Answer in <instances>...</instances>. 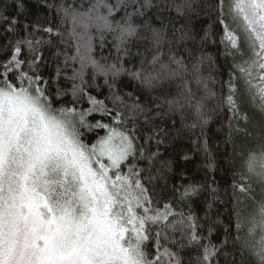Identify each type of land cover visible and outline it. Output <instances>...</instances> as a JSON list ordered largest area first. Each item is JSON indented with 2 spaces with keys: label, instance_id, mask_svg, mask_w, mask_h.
I'll return each mask as SVG.
<instances>
[{
  "label": "snow or ice",
  "instance_id": "obj_1",
  "mask_svg": "<svg viewBox=\"0 0 264 264\" xmlns=\"http://www.w3.org/2000/svg\"><path fill=\"white\" fill-rule=\"evenodd\" d=\"M43 5L58 22L23 36L25 0L0 12V264H264V0ZM217 34L222 81L204 74ZM221 115L232 179L207 185L201 216L205 186L169 188L157 167L159 125L179 117L215 171Z\"/></svg>",
  "mask_w": 264,
  "mask_h": 264
},
{
  "label": "trees",
  "instance_id": "obj_2",
  "mask_svg": "<svg viewBox=\"0 0 264 264\" xmlns=\"http://www.w3.org/2000/svg\"><path fill=\"white\" fill-rule=\"evenodd\" d=\"M53 0H48V3H52ZM0 12H3L9 17L17 16L18 10L15 7V0H0ZM173 15H175L173 13ZM20 21L17 31L20 36L24 35V24L39 23L44 26H48L49 22H58L55 17L54 10L49 12L48 8L43 5V0H25V10L18 15ZM186 24V27H190L194 34L199 36L203 35L204 30L208 28L211 21L204 18L203 14L196 16L192 14L189 21H182ZM154 26H159L156 23ZM179 26V25H178ZM47 38V37H45ZM216 44L208 42L204 45L203 50L205 54L210 55L215 61V67L209 69L207 64L204 67V74L207 75L211 71L212 75L218 81L227 80L228 68L231 61H225L223 57L219 56L218 49L220 48L219 39L220 36H215ZM199 53H197L198 55ZM216 91H220V84L216 86ZM129 91L132 90V86L129 87ZM225 86V91H226ZM106 93V90H105ZM103 98V97H101ZM224 122V117L221 115L220 121L214 120L210 125L209 139L211 142L212 150L216 153L217 161L215 171H211L208 168V157L203 151L202 147H197L193 144V140L196 139L187 129H184L179 117H176V124L173 126L171 120L166 123H161L160 127L167 128L166 136H162L163 143L159 146L160 159L157 161V167H163L167 162H170L171 171L165 172L167 176V183L169 188L172 185H204L205 191H202L198 196L193 198V208L203 215L204 201L209 198L207 185L211 183L213 179L216 181V185L219 187V191L223 194L225 188L231 183V173L227 169V165L224 163V147L221 146L219 152H216V143L218 139H221L217 133V129L220 123ZM201 145L203 141L201 140ZM155 143L153 142L152 151H156ZM187 157V158H185ZM223 212L224 209L221 208ZM225 223L227 222V215L224 217Z\"/></svg>",
  "mask_w": 264,
  "mask_h": 264
}]
</instances>
